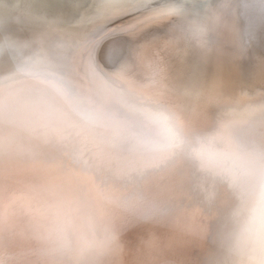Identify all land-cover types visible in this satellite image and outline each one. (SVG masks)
Returning a JSON list of instances; mask_svg holds the SVG:
<instances>
[{"label":"bare ground","instance_id":"1","mask_svg":"<svg viewBox=\"0 0 264 264\" xmlns=\"http://www.w3.org/2000/svg\"><path fill=\"white\" fill-rule=\"evenodd\" d=\"M258 184L264 0H0V264H239Z\"/></svg>","mask_w":264,"mask_h":264},{"label":"clouds","instance_id":"2","mask_svg":"<svg viewBox=\"0 0 264 264\" xmlns=\"http://www.w3.org/2000/svg\"><path fill=\"white\" fill-rule=\"evenodd\" d=\"M246 161L229 147L215 146V154L206 161V166L215 171L237 174L241 187ZM232 243L241 257L239 264H264V184L243 191L233 221ZM251 258V259H249Z\"/></svg>","mask_w":264,"mask_h":264}]
</instances>
